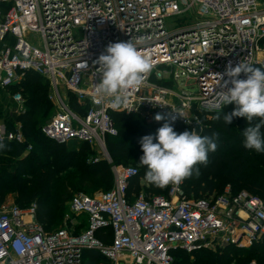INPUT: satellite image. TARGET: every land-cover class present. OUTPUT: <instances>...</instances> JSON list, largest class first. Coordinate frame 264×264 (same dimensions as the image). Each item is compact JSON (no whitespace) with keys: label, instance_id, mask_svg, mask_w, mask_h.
I'll return each instance as SVG.
<instances>
[{"label":"built area","instance_id":"2783aa9c","mask_svg":"<svg viewBox=\"0 0 264 264\" xmlns=\"http://www.w3.org/2000/svg\"><path fill=\"white\" fill-rule=\"evenodd\" d=\"M181 15L185 24L168 26ZM7 35L12 43L4 41ZM131 39L143 41L138 49L154 68L130 92L127 108L113 110L96 93L102 78L96 61L109 43ZM241 61L264 67L262 0H0V86L21 84L29 71L42 75L56 112L41 129L59 144L84 142L107 153V136L118 134L113 112L146 120L160 114L202 135L204 113L221 110L218 92L232 86L226 69ZM11 97L13 114L24 113L23 92ZM8 123L0 119V143H24L22 123ZM113 172L112 188L74 193L67 208L79 223L70 219L71 226L46 230L37 203L0 208V264H84L86 249L113 264H178L173 249L248 248L264 235V199L248 190L228 185L191 198L183 180L170 184L166 195L130 197L139 168L118 165ZM105 227L113 232L110 243L96 236Z\"/></svg>","mask_w":264,"mask_h":264},{"label":"trees","instance_id":"16d2710c","mask_svg":"<svg viewBox=\"0 0 264 264\" xmlns=\"http://www.w3.org/2000/svg\"><path fill=\"white\" fill-rule=\"evenodd\" d=\"M9 89L12 93L21 90L26 95V111L15 117V121H20L23 125L26 140L24 143H0L4 145L0 147V163L7 161L6 165H0V204L8 189L15 185L23 190L24 201L36 200L37 219L50 231L63 219L67 203L74 193L86 190L84 192L91 194L90 190L95 191L103 185L108 189L112 188L114 172L112 173L111 164L106 160H94L93 148L88 143L71 141L59 144L42 132L39 116H46L52 110L48 96L49 83L42 75L29 71L21 84ZM235 107V104L223 106L221 110L213 113L212 119L206 125L201 136L219 133L218 147L215 152H209L207 165L198 164L199 175L194 173L184 179V187L189 197L219 191L225 184L230 183L234 192L245 189L264 199V152L258 153L243 147V132L249 126L248 121L243 117H233L232 123L228 125L223 121V114H230ZM217 114L221 115L220 120L214 119ZM112 116L118 130V135H109L111 137L108 140L113 161L117 162L121 157L122 161H127L129 156H134L133 161L140 162L143 155L142 137L155 136L165 121H156L155 118L146 120L137 114L118 112H113ZM166 120L178 134L185 130L190 131L180 122ZM256 122L258 120L253 121ZM8 125L13 128V121ZM261 131L264 134V128ZM29 144L32 149L25 154ZM15 155L19 159L14 162L11 157ZM146 171V166L141 165L138 175L130 183V197L134 191L139 192L142 180L146 182L148 192L155 191L151 194L166 195L170 184L159 188L148 183L144 179ZM25 175L28 177L23 178ZM167 187L165 193H160ZM29 189L30 193L27 195ZM96 236L105 243H110L113 232L110 227H105L99 229ZM189 253L194 256L192 261L186 250L178 248L171 252L178 264H230L232 261L242 264L251 261L247 258L251 255L257 259V264H264V235L248 248L228 245L221 249L198 248ZM83 258L84 264H113L96 249H86Z\"/></svg>","mask_w":264,"mask_h":264},{"label":"clouds","instance_id":"9594fccd","mask_svg":"<svg viewBox=\"0 0 264 264\" xmlns=\"http://www.w3.org/2000/svg\"><path fill=\"white\" fill-rule=\"evenodd\" d=\"M141 42L131 39L109 43L106 54H101L96 61L102 74L96 93L107 98L113 110L127 108L130 92L139 89L154 68L151 57L138 49ZM241 73L246 79L239 78ZM225 74L232 86L227 91L218 92L219 104H235L236 107L230 114H223V121L228 125L233 117L246 118L249 126L243 132V147L264 152V134L261 131L264 128V67L241 61L234 68L229 66ZM227 84L228 81L224 87ZM214 119L220 120L221 115L217 114ZM155 120L165 122L155 136L146 135L141 139L143 155L139 164L147 168L144 179L164 188L169 184L179 185L194 173L199 175L197 165H207L209 152L217 150L219 133L201 136L196 131L185 130L178 134L164 116L157 114ZM254 120L258 122L253 123ZM0 147L4 145L0 144Z\"/></svg>","mask_w":264,"mask_h":264},{"label":"rangeland","instance_id":"374dc122","mask_svg":"<svg viewBox=\"0 0 264 264\" xmlns=\"http://www.w3.org/2000/svg\"><path fill=\"white\" fill-rule=\"evenodd\" d=\"M262 1H264V0H262ZM182 17H184V16L181 15L179 17L169 18L168 21H167L168 26L169 27H175V26H178L179 24H180L179 26H182L183 24H185V22L182 19ZM179 18H181V19H179ZM4 41L7 42V43H12L13 42V39H12L11 36L7 35ZM37 41H39V40H35V42H37ZM189 83L193 84L194 83V80L193 79H189ZM0 88H1V86H0ZM194 88H196V85H195ZM6 93L8 95H10V96L13 94L10 91L9 88H7L5 94ZM24 97L26 98V95H24ZM50 101L52 103V110L46 116H39V125L40 124H43L45 121H47L56 112V106H55L54 102L51 99H50ZM203 117H204L203 122H204L205 125H207L210 122V120L212 119L213 113H211L210 115H207V114L204 113ZM110 137L111 136H109V137L107 136V139H106V150H107V153H106V151H104V149H101L100 147L93 148L94 155L92 157L94 158V160L95 161H97V160H106L107 162H109L111 164L112 173H113V167L114 166H118V165H136L139 168H141V165L139 164V162H134L133 161L134 160V156H129L127 158V161H122L123 160V157H121V159L119 161L114 162L113 161V158H112V156H111V154L109 152V148H108V140H109ZM24 153L26 154L27 152L25 151ZM10 154L11 153H9V155ZM11 155H13V154H11ZM11 159H12V161L15 162V161H17V159H19V157L17 155H15V156H12ZM2 163H4V164H2ZM6 163H7V161L1 162L0 165L1 166L2 165H6ZM197 167L199 168L200 166L197 165ZM27 177H28L27 175L23 176V178H27ZM140 185H141V189L139 190L138 193L136 191H134L133 192L134 195H139L141 193H143V194H150L152 192H155V191H149L148 192L146 190L147 184L143 180L140 182ZM225 185L226 186H224L223 189H220L219 191H213L212 193H208L207 192L205 194L200 193L197 196L196 195H192L190 197L191 198L210 197V196H213V195L218 194L221 191L223 192L228 185H232V184L228 183V184H225ZM239 188H241V187H238V189ZM103 189H108V188L105 187V185H103V186H100L97 189H95V191H97V190H103ZM82 190H84V189H82ZM167 190H168V187L163 192H160V193H165ZM22 191L23 190L18 189L15 185H13L11 188H9L8 191H7V193H6V196H5L4 201L0 204V208L10 207V206H13V205H18V206H20L22 208H27V207L31 206L33 203H37L35 199L34 200H30V201H24L22 199ZM84 191H86V190H84ZM90 191H91V193L95 192L94 190L93 191L90 190ZM29 193H30V189L27 190V195ZM81 218H83V217H81ZM70 219L75 220L77 223H79V218L78 217H74V215H72L71 213H69V210L67 208V209H65V213H64L63 219L59 222V224L57 226H53V228L50 231L59 229L61 227H65L66 225L67 226H71L72 223H71ZM81 229L82 228L80 227V228H77L76 230L77 231H81ZM221 248H223V247H219L218 249H221ZM188 254L190 255V260L192 261L194 259V256L191 253H189V252H188ZM252 257H254V256L251 255V256H249L247 258H249V260H251V261H256V263H257V259L252 258ZM241 260L242 261L243 260L245 261L247 259H241ZM109 261H111V260H109ZM230 264H237V262L236 261H232V263H230Z\"/></svg>","mask_w":264,"mask_h":264},{"label":"crops","instance_id":"0c3cea01","mask_svg":"<svg viewBox=\"0 0 264 264\" xmlns=\"http://www.w3.org/2000/svg\"><path fill=\"white\" fill-rule=\"evenodd\" d=\"M7 88H0V119L5 120L6 122L13 121L16 115L13 114V110L16 107L15 101L10 95L5 94ZM10 94V93H9Z\"/></svg>","mask_w":264,"mask_h":264},{"label":"water","instance_id":"95a60500","mask_svg":"<svg viewBox=\"0 0 264 264\" xmlns=\"http://www.w3.org/2000/svg\"><path fill=\"white\" fill-rule=\"evenodd\" d=\"M121 264H124V263H121Z\"/></svg>","mask_w":264,"mask_h":264}]
</instances>
